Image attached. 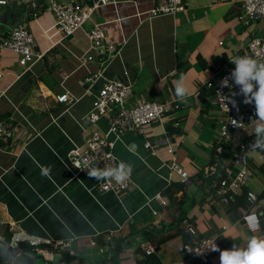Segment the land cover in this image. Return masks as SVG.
<instances>
[{
	"label": "crops",
	"instance_id": "obj_1",
	"mask_svg": "<svg viewBox=\"0 0 264 264\" xmlns=\"http://www.w3.org/2000/svg\"><path fill=\"white\" fill-rule=\"evenodd\" d=\"M59 1L93 4L92 0ZM153 6V0H119L100 7L81 30L62 42L60 36L53 35L54 17L46 11L27 20L36 50L44 54L42 61L25 70L16 54L0 53V66L6 72L0 81V118L10 120L12 124L8 125L13 129V137L4 143L6 148L0 147V224L10 225L15 242L53 243L58 253L43 251L35 264H41L40 259L42 264H115L111 260L112 245L100 249L82 246L101 234L110 240L138 219L150 217L155 226L160 224L166 213L159 209L155 196L161 187L183 182L170 168V146L177 165L189 177L209 166L221 115L206 83L223 74L233 58L244 55L250 39L264 32V18L247 28L240 18L244 14L242 5L235 0H186L179 14L155 18L149 16ZM13 9L5 11L7 28L14 21L26 19L16 16L17 11L21 13L18 7ZM97 25L118 49L107 64H102V51H89L87 34ZM88 53L93 60L83 65L79 58ZM47 64L56 67L52 76L55 86L50 88L40 81L32 84L45 74ZM90 75L100 76L92 86L85 84ZM181 75L192 85V94L184 103L175 95ZM115 79L132 85V105L144 100L180 105L149 126L145 135L126 134L116 142L115 155L132 166V185L121 194L101 191L100 181L69 164L70 154L82 147L93 131H107L105 119L92 125L87 115L99 89ZM64 93L72 99L68 106L57 101V96ZM169 126L171 130L181 127L182 134L170 135ZM254 128L255 123L234 133L231 148L254 137ZM261 156L249 157L255 177L247 190L253 191L258 200L248 210L239 207L228 212L221 203H213V181L200 190L184 182L189 185V195L196 198V206L188 211V218L196 226L192 235L217 238L221 251L231 250L234 245L246 248L252 236L264 239V230L250 232L243 223L249 210L264 221ZM44 167L51 169V178L42 173ZM239 169L234 167V171ZM153 210L159 215L154 216ZM60 243L69 244L70 249H62ZM74 245L79 247L77 251ZM183 245L182 237L164 244L160 251L162 263L220 264V252L200 261L191 259ZM136 248L134 244L123 249L120 264H136ZM7 249L0 244L2 257ZM65 253L77 258L62 260Z\"/></svg>",
	"mask_w": 264,
	"mask_h": 264
},
{
	"label": "built area",
	"instance_id": "obj_2",
	"mask_svg": "<svg viewBox=\"0 0 264 264\" xmlns=\"http://www.w3.org/2000/svg\"><path fill=\"white\" fill-rule=\"evenodd\" d=\"M119 0H92V6L84 5L79 2H61L59 0H43L46 6V11L54 17V26L51 28L54 31V36H60L62 42L64 39L73 36L91 19L94 10L105 7L111 4H116ZM186 0H153L154 6L149 11V16L152 18L160 16H175L185 9ZM241 3L244 11L241 16L242 23L251 28L264 18V0H235ZM37 0H0V53L9 51L18 56V64L29 70L34 64L43 60L44 54L36 50L37 44L33 32L29 28V23L26 19L14 21L8 28L4 24L5 11L12 5H31L35 6ZM90 41L89 51H102V64H107L111 58L117 53V47L108 41L104 30L99 26H95L87 34ZM59 42V43H60ZM223 45V43H220ZM243 56H252L264 62V38L252 37L244 51ZM83 65L88 64L93 60V56L88 54L79 58ZM235 65L231 62L225 68L224 73L218 77L211 78L206 83V88L213 93L215 104L221 115V126L214 141L213 147L217 146V154H222L225 145H230L234 133L245 129L252 125L257 120L256 108L254 104L243 103L245 97L235 95L236 107L228 104V109H225L219 103L218 93L230 95L231 93H239L240 87L235 84L232 71ZM6 72L0 66V81L5 76ZM100 76L90 75L86 78L85 84L92 86L97 82ZM227 79L232 89L221 88L222 79ZM134 97L132 85L124 82L121 79L109 80L103 84L96 94L93 107L87 115V120L92 125H97L102 119L107 121L108 129L106 132L99 130L93 131L86 139L84 145L69 156V164L72 169L80 172V162L88 160L93 166L99 168L116 167L119 164V159L114 153L116 142L126 134L145 135L146 130L153 123L161 121L164 115L172 110H177L180 105L171 102L157 101H141L135 105L131 102ZM57 101L66 106L72 102L71 96L68 93L57 96ZM235 120L238 123H243L240 128L233 125ZM13 137V129L10 125L0 120V143H8ZM255 143V136L239 145L234 150V161L232 164H224L223 172H220L217 165L208 166L204 169V176L211 178L215 190V196L220 199L219 203L228 207L230 204L237 202V199L242 197L244 189L254 179L255 173L249 167L246 152L249 145ZM150 143H146V147H150ZM171 158L170 168L176 172L183 180L188 181L189 175L180 168L176 163H173L174 149L172 145L168 149ZM240 169L234 171V167ZM222 170V169H221ZM132 185V175L124 184H117L115 181L102 180L100 181L101 191L105 193L121 194L130 189ZM159 203V209H167L169 202L158 193L154 198ZM247 200L251 206L257 203L258 197L253 191H248ZM152 214L158 216L159 213L153 210ZM256 217V219H250ZM243 223L250 232H259L261 225L260 216L249 210L243 216ZM258 225V226H257ZM189 231L195 234V230L190 228ZM14 244L12 246H16ZM33 246H38L36 242H31ZM49 242L48 244H50ZM64 246L62 249H70L69 244H58ZM57 245V246H58ZM219 248L217 238L206 237L199 240L195 245H183V251L189 255L191 259L207 261L213 257L216 252L211 251L214 246ZM144 249L148 255L155 252L154 247L150 243L144 244ZM39 250L38 253H42ZM101 252H104L103 249Z\"/></svg>",
	"mask_w": 264,
	"mask_h": 264
},
{
	"label": "trees",
	"instance_id": "obj_3",
	"mask_svg": "<svg viewBox=\"0 0 264 264\" xmlns=\"http://www.w3.org/2000/svg\"><path fill=\"white\" fill-rule=\"evenodd\" d=\"M15 7H18L21 13L17 11L15 14L17 17H25L26 20H31L35 16H41L46 12V6L43 4V0H38L36 6L23 5L17 6L12 5V7L7 8L8 11H13ZM23 12V14H22ZM22 15V16H21ZM48 66V64H47ZM181 67V65H180ZM56 67L54 65L48 66L44 75L38 79L31 81L32 84H37L38 81L43 82L48 87H54L55 83L53 82V73ZM52 80V83L50 81ZM3 121L2 118H0ZM7 121V120H6ZM6 124H12L9 121ZM14 124V123H13ZM168 133L170 135H181L182 129L177 128L171 130V126L168 127ZM0 147L6 148L4 143H0ZM264 155V153H262ZM249 167H251V160L247 157ZM234 161V150L230 145H225L222 154H217V146H215L211 153L209 166L217 165L220 172H223L224 164H232ZM222 169V170H221ZM264 169V168H263ZM253 170V169H252ZM211 178H206L204 176V169L198 172L195 176L189 177L188 182L198 188V190L204 188ZM249 190L244 189V194L242 197L237 199V202L230 204L227 208L228 212H233L237 208L242 207L243 209L249 208L251 206L247 200V193ZM160 193L162 196L169 202V206L164 212L166 216L160 221L158 226L153 224L154 218H145L138 219L133 223L127 224L120 232L110 237V240H107L105 236L93 237L88 241L87 245L82 247L90 249L92 247L102 248L106 247L109 244L113 246V263L120 264V254L125 248H130L134 244H137L135 251V261L136 264H163L160 251L162 246L168 241L173 240L177 237H182L184 245L190 244L195 245L202 237H195L189 231L190 228H193L196 231L195 222L193 219L188 218V211L190 208L196 206V198L189 195V185L184 182H171L166 187H161ZM215 196V190L213 191ZM213 203L219 202L220 199L215 196L211 198ZM203 203V202H202ZM158 229H160L158 231ZM264 230V221H261L260 231ZM150 243L155 249V252L151 255H148L144 249V244ZM0 244L3 245V248L10 247L14 244V233L9 224H0ZM53 243L43 244L40 243L38 246H33L27 242H17L16 248L19 249L22 253H28L34 255L36 258H41L42 255L38 253L39 250L50 251L52 253H58V250ZM79 247L76 245L73 246V250L77 251ZM116 250H118V256L116 257ZM217 253V252H216ZM68 253L63 254L62 260H65V257ZM0 264H5L3 257L0 255Z\"/></svg>",
	"mask_w": 264,
	"mask_h": 264
},
{
	"label": "clouds",
	"instance_id": "obj_4",
	"mask_svg": "<svg viewBox=\"0 0 264 264\" xmlns=\"http://www.w3.org/2000/svg\"><path fill=\"white\" fill-rule=\"evenodd\" d=\"M230 62L235 65L232 76L235 84L240 87V92L231 93L230 95L218 93L217 96L219 97V103L227 110H229L228 104L236 107V100L233 99L235 95L244 96L243 103L255 105L257 117L254 128L255 143L249 145L246 155L250 158L256 157L260 153H264V62L252 56H237ZM220 86L221 88L232 89L226 78L222 79ZM191 94V82L184 75H181L176 81L175 95L177 99L184 103ZM232 121L236 128L243 125V123H238L235 120ZM261 158L264 159V156H261ZM79 169L87 170L89 178H94L97 181H115L121 185L130 179L132 173V166L123 161L119 162L116 167L99 168L91 165L85 159L80 162ZM42 173L51 178L50 168H42ZM250 219H256V217H250ZM211 251L220 252V264H264V239L255 236L248 239L246 248L234 245L231 250L221 251L215 245Z\"/></svg>",
	"mask_w": 264,
	"mask_h": 264
},
{
	"label": "water",
	"instance_id": "obj_5",
	"mask_svg": "<svg viewBox=\"0 0 264 264\" xmlns=\"http://www.w3.org/2000/svg\"><path fill=\"white\" fill-rule=\"evenodd\" d=\"M160 229H158L159 231ZM116 257L118 256V250H116ZM76 256L68 255L65 260L67 262L75 260ZM4 263L8 264H35L36 257L28 253H22L19 249L14 246L8 247L6 254L3 257Z\"/></svg>",
	"mask_w": 264,
	"mask_h": 264
},
{
	"label": "rangeland",
	"instance_id": "obj_6",
	"mask_svg": "<svg viewBox=\"0 0 264 264\" xmlns=\"http://www.w3.org/2000/svg\"><path fill=\"white\" fill-rule=\"evenodd\" d=\"M258 38H264V32H258L257 35H256ZM23 68V67H21ZM173 163H176V159L173 160ZM177 164V163H176ZM38 262H40L41 264L43 263L42 260L40 259ZM38 264V263H37Z\"/></svg>",
	"mask_w": 264,
	"mask_h": 264
}]
</instances>
